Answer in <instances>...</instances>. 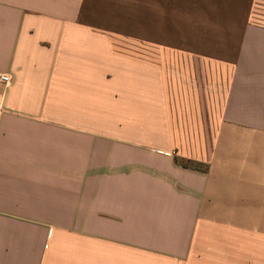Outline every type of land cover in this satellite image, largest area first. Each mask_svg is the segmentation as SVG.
Masks as SVG:
<instances>
[{"label": "crops", "instance_id": "1", "mask_svg": "<svg viewBox=\"0 0 264 264\" xmlns=\"http://www.w3.org/2000/svg\"><path fill=\"white\" fill-rule=\"evenodd\" d=\"M258 2L0 0V264H264Z\"/></svg>", "mask_w": 264, "mask_h": 264}, {"label": "rangeland", "instance_id": "2", "mask_svg": "<svg viewBox=\"0 0 264 264\" xmlns=\"http://www.w3.org/2000/svg\"><path fill=\"white\" fill-rule=\"evenodd\" d=\"M258 5L260 7L257 8V11H256V14H258V12H263L264 13V0H259L258 2ZM190 167H193V168H197V169H202L203 168V165L202 164H189Z\"/></svg>", "mask_w": 264, "mask_h": 264}, {"label": "built area", "instance_id": "3", "mask_svg": "<svg viewBox=\"0 0 264 264\" xmlns=\"http://www.w3.org/2000/svg\"><path fill=\"white\" fill-rule=\"evenodd\" d=\"M11 77L7 74H0V86L6 87L9 85Z\"/></svg>", "mask_w": 264, "mask_h": 264}, {"label": "trees", "instance_id": "4", "mask_svg": "<svg viewBox=\"0 0 264 264\" xmlns=\"http://www.w3.org/2000/svg\"><path fill=\"white\" fill-rule=\"evenodd\" d=\"M189 164H191V163H186V162H184V163H180V165H181L182 167H184V168H186V169H192L193 167H190ZM193 169H196V168H193Z\"/></svg>", "mask_w": 264, "mask_h": 264}]
</instances>
